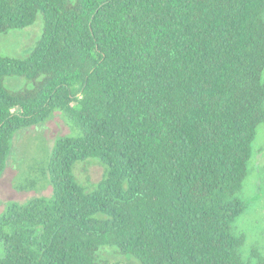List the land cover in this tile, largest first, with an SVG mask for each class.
Returning <instances> with one entry per match:
<instances>
[{"label":"trees","instance_id":"trees-1","mask_svg":"<svg viewBox=\"0 0 264 264\" xmlns=\"http://www.w3.org/2000/svg\"><path fill=\"white\" fill-rule=\"evenodd\" d=\"M0 178L19 132L60 112L80 134L48 165L50 197L0 217V264H264L234 224L264 124V0H0ZM23 79L17 89L10 79ZM98 159L90 189L75 169Z\"/></svg>","mask_w":264,"mask_h":264},{"label":"rangeland","instance_id":"rangeland-1","mask_svg":"<svg viewBox=\"0 0 264 264\" xmlns=\"http://www.w3.org/2000/svg\"><path fill=\"white\" fill-rule=\"evenodd\" d=\"M43 21L37 22L24 30L0 34V55L23 58L34 48L41 37ZM19 89L24 86L23 79H10L8 87ZM80 131L62 113H55L52 118L35 128L17 133L12 151L7 161V168L0 178V217L10 203H25L33 198L50 197L53 193L49 185L48 165L53 148L61 138L77 136ZM253 158L250 172L241 195L247 203V211L234 224V234L244 235L246 245L242 254L248 255L258 249L264 256V124L258 128L253 145ZM106 169L98 159L79 162L75 169L78 181L92 189L99 183ZM100 264H140L132 257L120 254L113 248L101 252Z\"/></svg>","mask_w":264,"mask_h":264}]
</instances>
